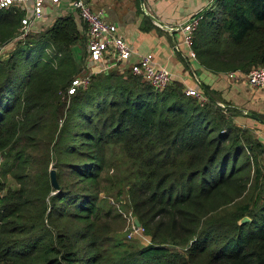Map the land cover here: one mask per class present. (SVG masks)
Listing matches in <instances>:
<instances>
[{"label": "trees", "instance_id": "1", "mask_svg": "<svg viewBox=\"0 0 264 264\" xmlns=\"http://www.w3.org/2000/svg\"><path fill=\"white\" fill-rule=\"evenodd\" d=\"M22 16L0 8V165L17 184L0 195V264H264L263 142L238 108L129 69L69 94L86 24L62 14L18 39ZM191 48L213 72L264 63V0H213ZM120 210L149 242L110 253Z\"/></svg>", "mask_w": 264, "mask_h": 264}, {"label": "crops", "instance_id": "2", "mask_svg": "<svg viewBox=\"0 0 264 264\" xmlns=\"http://www.w3.org/2000/svg\"><path fill=\"white\" fill-rule=\"evenodd\" d=\"M87 1L94 8H103L106 20L116 25V34L132 49L129 61L152 53L155 62L167 68L172 80L181 83L183 88L194 87L206 94L204 87H208L210 93L217 97L218 103L238 108L240 113L234 116L235 124L250 129L255 137L264 141V88L251 86L244 71L238 70L230 77L227 72H213L205 68L192 55L191 46L183 43L180 32L175 29L178 23L195 16L213 0H144V11L138 0ZM60 5L48 2L40 22L43 24L46 20L48 7ZM62 11L55 17L69 13L64 9ZM55 17L49 24H45V28L52 24ZM75 19L78 28L82 29L80 18ZM84 33L86 36V31ZM126 67L127 64L122 69H114L122 72ZM249 112L259 119L248 115Z\"/></svg>", "mask_w": 264, "mask_h": 264}, {"label": "built area", "instance_id": "3", "mask_svg": "<svg viewBox=\"0 0 264 264\" xmlns=\"http://www.w3.org/2000/svg\"><path fill=\"white\" fill-rule=\"evenodd\" d=\"M48 2L58 4L60 0H0V8L16 6L23 11L19 32L16 36V38L22 39L44 18V7ZM71 5L87 27L85 45L91 69L86 74L72 80V84L68 88L69 94L73 93L78 86H86L90 81L91 73L107 71L112 68L122 69L125 64L134 75L140 76L157 90L164 89L172 81L171 72L155 62L152 53L143 54L137 60L129 61L132 49L123 38L116 34V25L106 20L103 8H94L87 0H71ZM198 19L199 17L195 15L184 22L178 23L175 27L180 32L182 41L186 45L191 46ZM192 55L195 56L193 50ZM237 71L233 70L227 73L230 77H233ZM246 79L251 86L264 88V63L251 67L246 72ZM184 92L186 95L196 97L200 102L207 100L206 94L194 87H185ZM219 104L223 105L222 103ZM261 156L264 160V141ZM0 195H2L1 192ZM111 202H114L113 199H111ZM115 204L118 206L117 203ZM120 211L126 220L127 236L132 238L140 235L146 242H149L144 227L141 224L136 225L135 215L130 210Z\"/></svg>", "mask_w": 264, "mask_h": 264}, {"label": "rangeland", "instance_id": "4", "mask_svg": "<svg viewBox=\"0 0 264 264\" xmlns=\"http://www.w3.org/2000/svg\"><path fill=\"white\" fill-rule=\"evenodd\" d=\"M66 2V3H63ZM63 3V4H62ZM58 4H61L59 7L56 6H52V7H48L46 9V15L47 18L44 21V23L42 24V22H39L36 26L35 29L33 27L31 34L33 33H37L39 31H43V29H45V24H49L52 19L59 13L62 11V9L66 11H68L69 13H65V14H72L74 16V18H79V16L77 15V11H75V9L73 8V6L71 5V0H60V2ZM72 7V8H71ZM63 12V11H62ZM48 26H46L47 28ZM11 46V45H6V47ZM73 49V53L74 56L77 60V62L82 66V71L79 73V75H84L87 72L90 71L91 69V63H89L88 61V53H87V49L85 44H81V43H75L72 47ZM114 69V68H112ZM125 71L128 72V68H125ZM260 150H261V146H260ZM263 160V159H262ZM264 162V160H263ZM51 165V164H50ZM51 167V166H50ZM0 184L1 187L0 188V192L4 193L7 188L9 186L15 187L17 186V184L15 183L14 179L11 177V175L6 171L4 173V169L2 168V166L0 165ZM117 195V196H116ZM101 196L104 197L106 196L108 197H117L119 199H125V194L121 193L118 194V189H111L109 192L106 193H101ZM106 198V200H107ZM106 205L109 206L108 202L106 201ZM114 213H117L116 211ZM114 230L115 232L113 233V238H111L106 244L107 245H111L112 243V239H113V244L111 246L110 249V253L113 252V247L116 244H121L123 246H130V245H141V244H146V241L144 240V238L140 235H136L135 237L129 238L127 236V225H126V220L123 216L118 217L114 223ZM121 249V248H120ZM119 249V250H120Z\"/></svg>", "mask_w": 264, "mask_h": 264}, {"label": "water", "instance_id": "5", "mask_svg": "<svg viewBox=\"0 0 264 264\" xmlns=\"http://www.w3.org/2000/svg\"><path fill=\"white\" fill-rule=\"evenodd\" d=\"M139 2H140V6H141V8L143 9V11L146 10V9H145V1H144V0H139ZM212 3H213V1L210 3V5H211ZM210 5H209V6H210ZM209 6H208V7H209ZM208 7L204 8V9L200 12V14H202V13H203ZM200 14L197 15V17H199ZM158 22H159V21H158ZM159 24H161V25H163V26H167V25H165V24L162 23V22H159ZM248 115H250V116H252V117H254V118L259 119V117H258L257 115H255V114H253V113H250V112H249ZM50 181H51L52 188H53L55 191H58V190H59V183H58V179H57V176H56V171H55L54 168H51V169H50ZM247 219H248V217L245 216V217H243L241 220H242V221H245V220H247ZM134 221H135L136 225H140V221L138 220L137 216H134Z\"/></svg>", "mask_w": 264, "mask_h": 264}]
</instances>
